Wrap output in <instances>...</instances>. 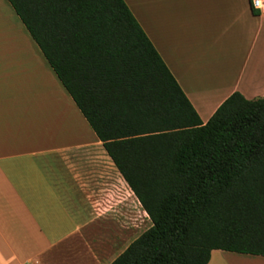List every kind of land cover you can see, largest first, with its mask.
Listing matches in <instances>:
<instances>
[{
    "label": "trees",
    "instance_id": "16d2710c",
    "mask_svg": "<svg viewBox=\"0 0 264 264\" xmlns=\"http://www.w3.org/2000/svg\"><path fill=\"white\" fill-rule=\"evenodd\" d=\"M146 212L111 264L264 257V97L203 124L123 0H7Z\"/></svg>",
    "mask_w": 264,
    "mask_h": 264
},
{
    "label": "crops",
    "instance_id": "0c3cea01",
    "mask_svg": "<svg viewBox=\"0 0 264 264\" xmlns=\"http://www.w3.org/2000/svg\"><path fill=\"white\" fill-rule=\"evenodd\" d=\"M205 124L264 97V13L250 0H123ZM21 47L2 44V25ZM7 0H0V264H111L151 227ZM208 264H264L215 250Z\"/></svg>",
    "mask_w": 264,
    "mask_h": 264
},
{
    "label": "rangeland",
    "instance_id": "374dc122",
    "mask_svg": "<svg viewBox=\"0 0 264 264\" xmlns=\"http://www.w3.org/2000/svg\"><path fill=\"white\" fill-rule=\"evenodd\" d=\"M20 36V35H19ZM16 34L13 27L2 25V44L3 47L19 48L22 46L23 40Z\"/></svg>",
    "mask_w": 264,
    "mask_h": 264
},
{
    "label": "built area",
    "instance_id": "2783aa9c",
    "mask_svg": "<svg viewBox=\"0 0 264 264\" xmlns=\"http://www.w3.org/2000/svg\"><path fill=\"white\" fill-rule=\"evenodd\" d=\"M250 7L258 13H264V0H250Z\"/></svg>",
    "mask_w": 264,
    "mask_h": 264
}]
</instances>
